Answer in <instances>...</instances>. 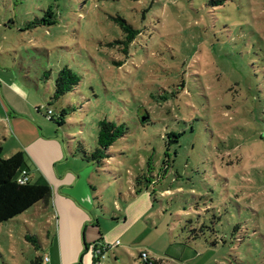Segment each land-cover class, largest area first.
Returning <instances> with one entry per match:
<instances>
[{"label": "rangeland", "instance_id": "rangeland-1", "mask_svg": "<svg viewBox=\"0 0 264 264\" xmlns=\"http://www.w3.org/2000/svg\"><path fill=\"white\" fill-rule=\"evenodd\" d=\"M117 17L140 32L127 54ZM65 66L81 82L54 99ZM2 80L41 121L65 110L74 151L96 149L103 120L127 128L95 176L103 264H264V0H0ZM150 169L166 173L137 189ZM29 217L0 229V264L45 258Z\"/></svg>", "mask_w": 264, "mask_h": 264}, {"label": "crops", "instance_id": "crops-1", "mask_svg": "<svg viewBox=\"0 0 264 264\" xmlns=\"http://www.w3.org/2000/svg\"><path fill=\"white\" fill-rule=\"evenodd\" d=\"M35 107L30 91L18 89L11 80L0 82V145L3 156L10 158L23 152L32 179L43 178L52 189L48 204H39L22 215L40 221L45 239H40L34 226L23 223L27 233L36 236L40 248L45 251V258L38 259L40 264H87L90 245L93 243L95 249L98 248L93 226L98 223L95 220L96 203L101 201L103 194L95 184V176L103 173L94 167L89 170L93 165L74 156L73 147L61 136V127L39 120L35 111L40 108ZM134 196L131 193V197ZM98 207L102 208L99 204ZM112 214L115 219L122 217L117 210ZM95 261L93 254L94 264Z\"/></svg>", "mask_w": 264, "mask_h": 264}, {"label": "trees", "instance_id": "trees-1", "mask_svg": "<svg viewBox=\"0 0 264 264\" xmlns=\"http://www.w3.org/2000/svg\"><path fill=\"white\" fill-rule=\"evenodd\" d=\"M115 20L125 34V42L122 43L125 45V53L127 54L129 45L134 43L140 32L122 17H117ZM80 82V76L68 66H65L59 72L56 79L53 98L59 99L72 92ZM147 114L150 113L147 111ZM65 115H67V112L64 110L58 116L59 121L57 125L59 127L65 125ZM139 120L143 125H148L152 121V116L148 120L146 119L145 122L144 117L139 116ZM51 121L54 122V118L51 119ZM126 134L127 128L125 125H117L116 123L103 120L99 123L96 149L88 153L85 149L80 147L78 150L74 151L73 154L87 164L97 165L100 170V168L105 167L108 161L113 157L110 154V148L118 139L123 138ZM174 135L175 133H171L168 135V138ZM166 163L167 162L164 164ZM23 171L28 172V181L26 182L23 180ZM164 173H166V169H164L157 181L150 169L148 173H143L135 179V187L137 189L143 186L149 188L151 185L160 182ZM163 192H168V190H164ZM51 196L52 189L45 179L40 178L36 181L32 179L26 155L23 152H18L10 158H5L0 145V227L13 222L16 218L32 210L39 204H48ZM26 239L34 244L37 249L40 248V242L36 236L28 235ZM143 255H141V258H143ZM0 257H2L1 253ZM145 264L157 263L147 259Z\"/></svg>", "mask_w": 264, "mask_h": 264}, {"label": "built area", "instance_id": "built-area-1", "mask_svg": "<svg viewBox=\"0 0 264 264\" xmlns=\"http://www.w3.org/2000/svg\"><path fill=\"white\" fill-rule=\"evenodd\" d=\"M53 115H54L53 111H52V110H48L47 116H48V118H49L50 120L53 119ZM22 176H23V180H24V182L28 181V178H27V177H28V172H27V171H23ZM118 245H120V242H117V243L115 244V246H118ZM109 250H111L110 247H108V248H101V249H100V248H96V249L94 250V253H95V259H96L95 264H103L102 261L106 259L105 254H106V252L109 251ZM143 258H144V259H147L148 256H147L146 254H144V255H143Z\"/></svg>", "mask_w": 264, "mask_h": 264}]
</instances>
